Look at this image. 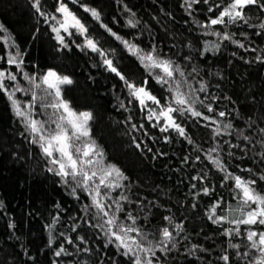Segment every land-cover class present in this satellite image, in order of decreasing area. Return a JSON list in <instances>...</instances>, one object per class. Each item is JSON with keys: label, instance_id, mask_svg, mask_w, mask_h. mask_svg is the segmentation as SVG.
<instances>
[{"label": "trees", "instance_id": "obj_1", "mask_svg": "<svg viewBox=\"0 0 264 264\" xmlns=\"http://www.w3.org/2000/svg\"><path fill=\"white\" fill-rule=\"evenodd\" d=\"M65 2L87 23L90 34L100 45L114 51V57L110 58L119 61L126 75L131 74L137 84L148 80L149 90L161 98L162 104L170 98L166 87L152 80L137 57L120 41L79 4ZM214 2L218 0H209V4L201 0L188 7L185 0H81L100 10L103 23L124 39L146 51L155 46L161 56L177 61L186 74L197 69L188 80L194 88L201 83L207 85V91L197 95L201 99L209 97L205 102L212 104L215 113L197 107L218 122L230 121L233 129L230 130L232 135L216 136L215 129L222 128V124L185 113L177 116V122L193 141L190 144L173 130L161 132L153 127L155 120L147 119V111L141 110L122 81L106 70L99 55L77 46L83 44L82 37H68L62 33L69 45L64 48L55 39L50 24L36 13L31 0H0V24L15 38L24 60L23 69L30 74L55 70L69 76L73 83L62 86L64 99L76 111L93 114L91 134L103 149L105 163L115 164L128 177L123 181L125 188L112 192L114 198L120 192L129 197L130 202L121 201L125 212L137 217V225L149 233V239L153 233L159 238L163 227H169L176 234L165 217L171 216L173 223L183 224V231L176 237V247L167 253L156 252L159 264H224L219 259L224 254L232 257L233 264H246L230 247L240 243L239 251H247L243 247L245 241L241 237L223 235L225 229L235 225L215 224L208 219V209L217 200L222 199L233 208L239 203L238 198L234 199L233 181L225 182V173L208 159L209 149L218 147L211 155L222 158L229 172L248 177L249 173L243 170L252 169L257 188L264 189V180L260 179L264 175V160L258 155L264 150L258 143L264 140V134L259 131L264 128V62L256 59L264 57V30L258 27L264 22V11L256 7L246 9L250 17L248 24L238 22L226 29L221 25L202 29L197 22L205 23L219 11H208ZM41 3L48 12H54L56 0H41ZM125 6L136 14L137 27L127 25L131 13ZM213 30L233 34V39L245 47L204 35L205 31ZM206 42L219 43L220 47L204 51ZM7 50L0 43V55H5ZM0 68L16 69L3 61H0ZM219 111L227 115L219 117L216 115ZM237 129L243 135L238 134ZM243 136L252 137V142L244 140ZM225 141L239 147H231ZM49 166L38 145L31 143L11 102L0 92V204L3 205L0 207V264H130L113 244H107L100 229L85 222L95 223L91 220V212L85 216L82 211L90 198L78 189L80 198L77 199L60 177L47 171ZM205 187L209 189L207 195L203 191ZM220 211L217 209L218 213ZM54 220L50 245L49 226ZM74 225H78L76 231L72 230ZM240 227L243 233L247 226ZM78 235L85 238L84 243L76 240ZM67 237L91 251L77 252L76 247L67 244ZM60 245L72 255L55 256ZM193 245L205 251L199 248L193 251Z\"/></svg>", "mask_w": 264, "mask_h": 264}, {"label": "snow or ice", "instance_id": "obj_2", "mask_svg": "<svg viewBox=\"0 0 264 264\" xmlns=\"http://www.w3.org/2000/svg\"><path fill=\"white\" fill-rule=\"evenodd\" d=\"M31 2L36 13L43 17L46 23L50 24L51 31L55 33V39L64 48H68L69 45L65 43V35L62 33L68 37L79 35L83 38V44L77 46L90 49L99 55L106 70L115 74L122 81L128 95L138 102L141 110L147 111V119L149 121L155 120L153 127H158L161 132L173 130L188 139L191 144L193 141L186 136L185 128L177 122V116H184L185 113H188L192 117H200L205 121L222 124V128L217 127L215 129L216 136L221 134L232 135L230 130L233 129V124L230 121L228 123L218 122L213 116L205 115L197 107L199 105L208 113H215L212 104L205 102L209 97L206 96L201 99L197 95V93L206 92L207 85L201 83L198 88H194L188 80L189 76L197 72L196 68L186 74L177 61L170 57L161 56L155 46L146 51L118 35L111 27L103 23L102 13L97 8L83 4L81 0H70L72 4H79L84 12L90 14L102 28L120 41L128 52L137 57L152 80L161 87H166L170 98L162 104L161 98L149 90L148 80H143L137 84L131 78V74L126 75L120 69L119 61L110 58L114 57V51L105 49L100 45V42L90 34L87 23L69 8L65 0H56L54 12H48L44 9L41 0H31ZM200 2L201 0H185L188 7H191L193 3L199 4ZM203 2L209 4V0H203ZM250 7L264 11V0H227V2L218 0V2L210 4L208 8L209 12L219 9L216 16L214 18L209 17L205 23H197L205 30L213 29L217 25L226 29L228 25L238 22L248 24L250 17L245 10ZM125 8L131 13L127 25L133 28L137 27L139 21L135 19L136 14L127 9V6ZM250 26L257 27V25ZM258 27L264 30V22L260 23ZM204 35L215 36L221 41H231L238 44L240 48L245 47L244 44L234 40L233 34L227 31H205ZM0 43H3L8 49L5 55H0V61L15 66L19 70L12 72L8 68L0 69V92H3L11 102L15 115L20 118L25 130L31 137V143L40 148L43 158L50 165L47 171L60 177L61 182L71 189V193L77 199L80 198L77 195L78 189L90 198V203L84 204L82 211L85 216L91 212V220L95 223L91 224V221L88 220L85 222L100 229L107 238V244H113L121 256L128 258L130 264H159L156 252L167 253L176 247V237L183 231V224L173 223L171 216L165 217L164 219L173 226L176 234L174 235L169 227H163L159 232V238L153 233L151 234L152 239H149V233L144 232L142 227L137 225V217L124 210L121 201L130 202L129 197L124 192H120L118 197L112 196L113 191L126 187L123 181L128 180V177L115 164L105 163L103 149L100 148L91 134L90 122L93 120V114L90 111H76L70 102L63 97L62 86L71 85L72 79L67 75L57 73L55 70H48L40 75L24 71V60L19 46L12 34L2 24H0ZM219 47V43L206 42L204 51L218 50ZM252 51H256V49H252ZM185 59L190 60V57H185ZM256 59L264 62V57L257 56ZM21 74L22 79L27 81L28 87L22 86L18 80V76ZM17 93L29 96L30 99L22 101L17 98ZM211 99L218 98L211 97ZM38 105L42 110L49 108L53 110L51 113H44L47 115L46 120L37 118L36 109ZM121 106L123 107V104ZM216 115L225 117L227 113L219 111ZM161 121H163L162 125ZM135 127L133 125V128ZM235 131L243 135L241 130ZM259 131L264 134V128ZM243 139L249 143L252 142L250 136H243ZM225 143L230 144L229 141H225ZM258 143L261 149H264V140L258 141ZM230 146L239 147V145L232 144ZM253 146L255 147V145ZM136 147L139 148L140 145L137 144ZM217 151L218 147L209 149L208 159L219 171L225 173L223 177L225 182L233 181L234 199L238 198L239 203L236 208H233L222 199L217 200L208 209V219L215 224L235 225V227L227 228L223 232L226 237H241L245 241L243 247L247 251L244 252L239 251L242 246L240 243L230 245L232 249L236 250L235 255L242 262L246 261V264H264V228L261 227L264 226V189L257 188V181L252 178V169L243 170L249 173L248 177L229 172L222 158L211 155ZM229 155L231 156L232 153ZM258 155L264 160V150ZM194 179H203V177H194ZM260 179L264 180V175H261ZM203 191L205 195L209 193L207 187ZM221 204H224L223 208H221ZM2 206L0 204V207ZM217 209H221L220 213L217 212ZM121 213H124L123 217ZM237 213L239 215H236ZM54 224L55 220L53 225L49 226L50 245L53 243L51 232ZM241 225L247 226L243 233L241 232ZM77 228L78 225H74L72 230L76 231ZM60 235L63 236L64 234L60 233ZM76 240H79L80 243L85 242V238L79 235ZM66 242L76 247L77 252L87 253L91 251L89 248H81L71 237H67ZM198 248L205 251L199 245L192 246L193 251ZM61 255H72V253L60 245L55 251V256L60 257ZM219 259L223 260L224 264H233L229 254H224Z\"/></svg>", "mask_w": 264, "mask_h": 264}, {"label": "rangeland", "instance_id": "obj_3", "mask_svg": "<svg viewBox=\"0 0 264 264\" xmlns=\"http://www.w3.org/2000/svg\"><path fill=\"white\" fill-rule=\"evenodd\" d=\"M59 15V14H58ZM1 69V68H0ZM12 72H18L19 70L16 68V69H14V70H12V69H10ZM24 71H26V70H24ZM47 72V71H46ZM45 72V73H46ZM32 74H34V73H32ZM18 80L20 81V83H21V85L22 86H24V87H28L29 85H28V83H27V81H24L23 79H22V74L20 75V76H18ZM7 83V82H6ZM17 95V98H19L20 100H22V101H27V100H29L30 99V97L29 96H25V95H23L22 93H17L16 94ZM13 108V107H12ZM14 110V109H13ZM53 110L52 109H46V110H42L40 107H39V105L37 106V109H36V112H37V118L38 119H41V120H46L47 119V115H45L44 113L45 112H47V113H51Z\"/></svg>", "mask_w": 264, "mask_h": 264}]
</instances>
